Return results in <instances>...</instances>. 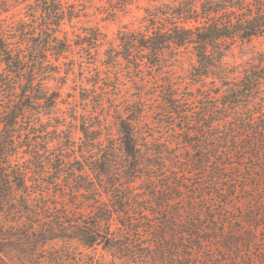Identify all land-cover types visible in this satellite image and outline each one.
Segmentation results:
<instances>
[{
	"label": "trees",
	"instance_id": "16d2710c",
	"mask_svg": "<svg viewBox=\"0 0 264 264\" xmlns=\"http://www.w3.org/2000/svg\"><path fill=\"white\" fill-rule=\"evenodd\" d=\"M12 6L26 12L0 0V264H264V50L240 75L225 61L264 40V0L163 2L117 40L70 0ZM168 53L191 55L189 82ZM76 64L98 106L121 72L138 84L115 131L110 113L67 120Z\"/></svg>",
	"mask_w": 264,
	"mask_h": 264
},
{
	"label": "rangeland",
	"instance_id": "374dc122",
	"mask_svg": "<svg viewBox=\"0 0 264 264\" xmlns=\"http://www.w3.org/2000/svg\"><path fill=\"white\" fill-rule=\"evenodd\" d=\"M11 6V11L7 14L11 16L12 12L17 10V12H26L23 9V6H18L14 8L12 4L14 0H7ZM85 6L88 11V17L84 18V24H91L99 26L111 39L117 40V32L123 27L127 26L128 28L139 29L144 28L146 22L144 16L146 15V9L155 8L160 6L163 2L173 1V0H132L127 6H121L119 0H70ZM116 7V14L112 15L107 13L110 9ZM23 14H19L21 16ZM26 15V14H25ZM4 17V16H3ZM25 19L27 17L25 16ZM80 31V30H77ZM73 36V35H72ZM264 50V40L262 38H255L250 42L239 41L238 44L234 45L231 50L226 54L225 61L229 65L237 66V74H241V70L246 65V62L252 57L253 54H256ZM172 56V55H171ZM170 53L167 54L169 69L172 70L174 75L182 81V85L190 81V58L189 53H183L180 56L171 57ZM76 59L79 57L78 53H75L70 56L66 61L68 62L71 58ZM64 60V59H62ZM63 67H66V64H63ZM101 68L104 66L100 65ZM75 73H71L67 80H65V85L63 86V101L60 107L64 111L67 120L71 121L73 119L72 114L74 112L77 115L86 114L90 115L91 113H110L109 123L113 126L115 131L116 124L115 118L112 116L115 113L116 106L115 104L120 103L123 98L133 99L136 92H138V84L135 82L134 78L130 74L125 72L120 73V93H108L102 100V106H98L94 101L89 98V95L83 89V87L92 88V92L95 90L100 91L101 86L94 87L89 77L91 73H85L82 75L80 73L79 65H75ZM64 73V72H63ZM104 75V74H103ZM105 76V75H104ZM139 80L138 78H135ZM55 84V82H54ZM196 89L198 84L191 86ZM88 95V96H87ZM133 95V96H131ZM104 108V110H103ZM74 121V120H73ZM148 122H153L152 117H147ZM80 123V117L79 121Z\"/></svg>",
	"mask_w": 264,
	"mask_h": 264
}]
</instances>
